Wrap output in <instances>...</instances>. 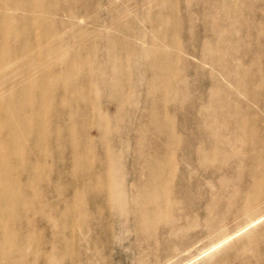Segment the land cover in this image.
<instances>
[{
	"label": "rangeland",
	"instance_id": "1",
	"mask_svg": "<svg viewBox=\"0 0 264 264\" xmlns=\"http://www.w3.org/2000/svg\"><path fill=\"white\" fill-rule=\"evenodd\" d=\"M71 1L70 7L75 9L79 3ZM152 1L90 0L88 14L74 11L75 17L83 19V24L75 28L80 33L74 31L64 49L55 47L52 54L61 53L49 59L48 66L59 78L73 81L71 93L60 89L62 99L77 97L78 93L88 98V102L82 101L74 107L91 117L85 122L77 119L78 131L84 124L87 134L97 138V125L101 120L114 117L104 124V146L110 147L115 154H122V165L128 168L135 158L136 147V130L129 118L141 114L144 109L141 103L133 104L143 99L156 102L162 97H177L176 102L164 105L163 115L173 121L169 131L177 137L169 161L174 173L173 185L177 183L173 199L181 201L184 208L169 205L168 223L156 226L149 234L135 232L132 218L122 217L117 212L110 217L105 215L106 221L94 211L99 205L96 201V205L91 203L89 211H84L82 224L76 225L61 219V210L51 213L41 206L50 200L48 191L56 185L50 179V183L39 186L42 203L35 205L37 217L17 223L23 233L33 234V256L28 264H47L50 257L59 260L60 264H264L261 259V253L264 255V216L253 226L240 230L238 226L244 223V218L237 215L239 204L234 202L228 209L225 202L229 192L248 191L258 181L264 185V168L254 165L258 139H264V96L259 97L260 85L264 94V0H260L259 6L244 0H226L224 14L217 13L223 15L222 19L208 15L202 3L171 0L167 5L177 11L175 17L154 16L148 21V13L155 12ZM8 6L12 9L10 13L22 14L20 6L18 10L11 4ZM41 8L35 14L48 16L51 25L59 19L55 12ZM221 27L229 30V44L214 47L210 57H201L202 47L222 36ZM153 28L174 30L175 43H165L163 34ZM37 29L38 24H35L32 40L36 38ZM99 36L106 40H121L124 51H106L105 41L97 39ZM76 44H80L82 57L72 56ZM165 44L169 45L168 52L175 58V63L170 80L163 82L152 79L148 70L153 65L152 58L133 56L131 52L135 49L152 51L157 45ZM48 45L49 42L42 41L40 47L47 48ZM39 49L34 48L35 51ZM40 52L43 50L36 53ZM63 54H66L64 58L60 56ZM211 58L218 64L223 62V69L217 65L214 71L210 66ZM58 61L59 65L54 66ZM211 73L216 79L210 76ZM1 77L2 85L15 84L19 80L12 71L0 72ZM146 79L150 80V87H157V91L147 95ZM115 81L123 85L114 89L125 98L122 105L108 102L110 93L103 82ZM134 90H137V99H132ZM212 120L226 127L222 130H229L228 140L238 152L223 155L220 149L211 148L212 161L207 166H199L193 163V152L211 144L205 134L212 131L211 126L199 122ZM61 124L63 126L65 122ZM118 130L119 136L115 134ZM79 136L83 140L82 132ZM113 138L119 139L118 142ZM244 153L251 155V160ZM187 164L191 167L187 168ZM239 166L244 169L239 171ZM191 172L195 177L189 182L187 175ZM122 173L126 174L125 171ZM208 174L219 175L223 180L214 179L210 188L205 189L201 178ZM84 177L81 174L77 181L71 182L72 190H84ZM63 180L62 186L69 183ZM208 193L213 194L215 200L209 196L206 201ZM66 224L74 230L66 229ZM218 225L219 230L225 227L230 231L224 243L217 232L211 231ZM255 229L260 236L250 241L248 233ZM66 239L73 242L69 253L64 243Z\"/></svg>",
	"mask_w": 264,
	"mask_h": 264
},
{
	"label": "bare ground",
	"instance_id": "2",
	"mask_svg": "<svg viewBox=\"0 0 264 264\" xmlns=\"http://www.w3.org/2000/svg\"><path fill=\"white\" fill-rule=\"evenodd\" d=\"M89 1L74 0L79 5L72 9L71 0H0V72L12 71L19 76V80L10 85H2L3 77L0 78V264L29 263L33 256V234L23 233L18 224L22 219L37 217L35 205L42 203L39 186L44 182L50 183V179L56 185L48 191V205L41 206L51 213L61 210L60 218L76 225L82 224L84 211H89L91 203L95 204L96 201L99 205L95 204L94 211L100 213L101 217H110L116 212L122 217L130 216L135 232L149 234L154 232L156 226L168 223L169 205L176 204L181 210L184 208L181 201L173 199L176 193L174 185L177 183L173 185L174 173L169 161L177 137L169 131L173 121L163 115L164 105L176 102V96L162 97L156 102L143 99L133 104L138 106L141 103L144 109L141 114H134L129 118L136 130V147L133 151L135 158L129 168L122 165V154H115L110 147L104 146V124L114 117L101 120L100 125H97L99 136L94 138L87 134V126H83L84 124L80 125L78 131L77 119L85 122L86 118H91L90 115L74 109L80 102H88L87 96L78 93L77 97L71 96L65 100L59 96L60 89L71 93L69 89L73 87V81L56 76L49 69L48 60L61 53L53 55L55 47L57 50L64 49L69 38H72V33H80L75 28L83 24V19L75 17L74 11L88 14ZM169 1L171 0H153L152 8L155 12L152 15L148 13V21L154 16L166 19L175 17L177 11L167 5ZM184 1L202 3L207 14L215 19L223 18V15L217 13L224 14L227 4L226 0ZM244 1L255 6L261 4L260 0ZM9 4L15 6V10L20 6L22 14L10 13L12 9ZM38 7L55 12L59 19L51 25L48 16L35 14ZM35 24H38V29L36 38L32 40ZM153 30L163 34L165 43H175L172 38L174 30ZM133 31L135 33V29ZM220 33L222 36L219 40L208 42L202 47L201 57H210V51L214 47L222 48L229 44V30L221 27ZM97 39L105 41V50L108 52L124 51L121 40H106L102 36ZM42 41L49 42L47 48L40 47ZM79 47L80 44H76L72 56L82 57ZM34 48L40 49L35 51ZM40 50L43 52L36 53ZM168 50L169 45L165 44L157 45L152 51L135 49L131 54L144 59L152 58L153 65L148 68L152 79L166 82L170 80V71L172 72L175 63V58ZM196 52L199 57V50ZM65 55L60 56L64 58ZM84 61L88 63L86 57ZM53 65L58 66L59 61ZM217 65L220 69L224 67L223 62L218 64L211 58L210 66L214 71ZM214 75L211 73L210 76L216 79ZM149 83L150 80L147 79L144 82L147 95L157 91V87H150ZM103 84L107 93H110V104L122 105L125 102L122 101L125 100L123 95L114 90L123 87L121 82ZM136 91H133L132 99L138 98ZM262 95L264 96L260 85L259 97ZM63 121L65 125L62 126ZM199 124L212 127V131L205 134L211 144L193 152V163L207 166L213 159L209 152L211 148L220 149L223 155L238 152L236 146L228 140L229 130H222L226 127H221L214 120ZM80 132L83 133V140L79 136ZM115 134L119 136L120 130L115 131ZM118 140L113 138L114 142ZM244 155L251 160V155ZM254 165L259 169L264 168V139H258ZM189 167L191 164H187V168ZM243 169L242 166L238 167L239 171ZM93 170L96 172L91 173ZM219 170L222 171V167L219 166ZM81 174L86 176L83 178L84 190H72L71 182L77 181ZM193 177L194 173H188L189 182ZM63 179L69 183L62 186L65 183ZM214 179L223 180L216 174L203 176L201 180L204 188H210ZM69 190H72L71 194L68 193ZM185 191L189 192V189L186 188ZM177 192L180 191L177 189ZM209 196L211 200H215L214 195L208 193L205 195L206 201ZM228 196L225 201L228 209L237 202V215L244 218V223L238 226L240 230L253 226L264 216V185L260 181L254 182L248 191L229 192ZM60 206L62 209H59ZM204 211L208 212L206 209ZM64 227L74 230L69 224ZM211 231L217 232L223 243L230 232L225 227L219 230V225L215 229L212 227ZM259 236L257 229L248 233L250 241ZM64 243L68 253L71 252L73 242L66 239ZM177 252L179 253L178 250ZM261 259H264L263 253ZM46 263L60 264L59 260L51 257Z\"/></svg>",
	"mask_w": 264,
	"mask_h": 264
}]
</instances>
